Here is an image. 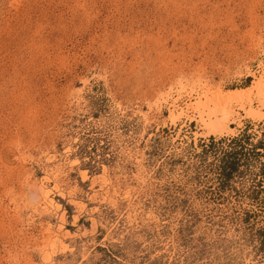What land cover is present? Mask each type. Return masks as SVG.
I'll use <instances>...</instances> for the list:
<instances>
[{
  "label": "rangeland",
  "instance_id": "1",
  "mask_svg": "<svg viewBox=\"0 0 264 264\" xmlns=\"http://www.w3.org/2000/svg\"><path fill=\"white\" fill-rule=\"evenodd\" d=\"M259 61L264 0H0V264H264V118L224 138L168 118ZM48 153V211L18 218Z\"/></svg>",
  "mask_w": 264,
  "mask_h": 264
},
{
  "label": "bare ground",
  "instance_id": "2",
  "mask_svg": "<svg viewBox=\"0 0 264 264\" xmlns=\"http://www.w3.org/2000/svg\"><path fill=\"white\" fill-rule=\"evenodd\" d=\"M257 40H258L257 42L259 44L260 41H259V39H257ZM258 67L261 68V71L257 75L255 74V72H252L249 69L246 72L247 77L252 78V81H251L250 85L248 86V88L234 89L232 92L229 93V92L223 91L221 88L210 89L207 85L198 84L196 87L191 88V91L193 93H195L194 95H195V97L197 96V98H194L193 101L189 99L188 103H185L183 107L178 106V104L176 103L177 102L176 98L173 100L171 99V102L169 101L170 105L168 103V105H169L168 106V112H169L168 118H169L170 124H174L180 117L184 116L185 119H188L189 121L190 120L195 121L198 129L201 130V135H200L201 137L209 136V137H213V138H220V137L224 138V136H229V135L232 136L234 134L233 128H231V126H229L230 124H235L237 127H239L241 119H248V120L254 121V122H257V121L263 119L264 118V64L261 61H259ZM83 85L84 86L86 85L85 81L83 82ZM184 90H185L184 87L180 86L178 92H181ZM81 91H82V89L77 92L78 97H77V99H74L76 106H79L81 103V101H80L81 100V98H80ZM191 91L188 92L189 94H187L186 96H189ZM178 92L176 93V96L179 95ZM164 96L167 97V93ZM158 98L160 99L159 101H162V102L167 100L161 94H159ZM188 110L190 111L191 114H193L192 116L187 115ZM236 111H240L242 113V115H240L241 117L236 115ZM195 135H197V134H195ZM46 158H48L51 161V162L50 161L49 162L53 163V165L51 166L50 170L45 169V176L42 179H40L37 183L32 184L33 183L32 182L31 184H29L28 183L29 175H27L24 178L25 180L22 181L24 183V186L28 190H33L38 196H36L37 200H35V201H27V199H25V198L23 199L24 202H26L24 205V207L26 209H23L22 206H19L17 202H14L12 211L17 215L18 218H20L19 216L22 215L21 213L26 212L25 210H27L26 213H30V215L28 217H30V216L33 217V215H31V214H36L39 212L41 213V212H47L48 211L47 205L50 202H52L51 194L53 192V188L58 187L57 185L59 183L57 180L59 179L60 176H62L64 174L65 169H64V164L61 163L63 161V159H59L58 157L54 158V156L49 154V153H48ZM135 161H136L137 165H139L141 162L137 158L135 159ZM137 167H139V166H137ZM138 171H141V170L138 169ZM104 172H105V168H104ZM108 175L109 174H107V176ZM139 175H140V173H139ZM133 177H134L133 179H135L136 183H138V185H140L141 188L143 189L142 185L145 184V180L142 177H141L142 179H140L139 178L140 176L138 177L137 174L133 175ZM80 178L83 182L87 181L88 176H87L86 170H80ZM59 181H60V179H59ZM50 183L51 184L53 183V185H54L53 188L49 187ZM117 183H119L118 178H117ZM116 187H117L116 189L114 188L115 191L113 194H116V196H117L118 186L116 185ZM125 192H126V189H125ZM127 193L128 192H126V194ZM127 196H128V194H127ZM11 200L14 201V199H11ZM2 208H0V209H2ZM49 209H51V208L49 207ZM13 217H15V216H13ZM25 221H26V219H25ZM45 230L47 233L51 232L49 227L46 228ZM53 242H55V241H53ZM42 252L45 255L46 262H49L48 251L43 250ZM43 253H42V255H43Z\"/></svg>",
  "mask_w": 264,
  "mask_h": 264
}]
</instances>
